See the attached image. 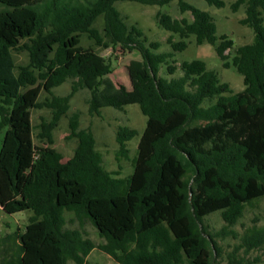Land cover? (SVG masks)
Segmentation results:
<instances>
[{
  "label": "trees",
  "instance_id": "obj_1",
  "mask_svg": "<svg viewBox=\"0 0 264 264\" xmlns=\"http://www.w3.org/2000/svg\"><path fill=\"white\" fill-rule=\"evenodd\" d=\"M117 1L166 5L173 0H0V127H7L0 150V211H33L25 230L0 238V264H85L99 248L118 264H256L264 256V224L255 216L243 232L247 207L264 197V0H235L233 12L246 6L240 23L251 27V43L234 47L228 35H217L207 10L178 0L192 19L158 11L160 27L170 32L171 51L149 40L138 23L129 24ZM225 6L224 0H206ZM103 19V28L97 27ZM95 46L138 50L130 80L134 92L109 77L112 63ZM195 36L208 42L224 67L243 75L245 88L233 92L201 59L183 61L174 74V52L185 50ZM176 36L179 37L176 40ZM28 54L17 64L13 53ZM228 51V52H227ZM72 80L71 92L53 89ZM89 89L91 115L104 107L124 110L138 97L147 117L133 172L125 177L109 171L96 148L91 128H79V113L70 116L74 154L64 160L53 146V130L70 108L71 97ZM42 91L50 94L38 101ZM135 94V96H134ZM49 108L34 140L32 109ZM139 135L119 126L117 157L128 158V143ZM66 212L88 219L105 238L96 244L79 229L66 227ZM220 213L224 225L212 232L205 218ZM236 243L225 250L221 240ZM204 250L210 255L198 259ZM255 251H261L252 255Z\"/></svg>",
  "mask_w": 264,
  "mask_h": 264
},
{
  "label": "rangeland",
  "instance_id": "obj_2",
  "mask_svg": "<svg viewBox=\"0 0 264 264\" xmlns=\"http://www.w3.org/2000/svg\"><path fill=\"white\" fill-rule=\"evenodd\" d=\"M188 2L196 5L197 7L207 10L214 17L217 24V35L226 34L234 41V47H238L244 44L251 43L254 39V31L251 27L243 25L240 20L246 16V6L243 5L237 12H233L231 4L235 0H224L225 6L216 7L211 6L206 0H187ZM115 6L121 11L122 15L126 18L129 24L138 23L143 31L148 36L149 40L158 41L161 43L159 52L171 51L170 45L167 43V38L170 36V32L160 27L156 14L158 11L167 12L173 17L182 18L186 17L192 19L190 12L182 13L178 6V0H173L166 5H151L143 4L136 1H117ZM4 8L0 3V10ZM264 18V13L262 14ZM97 27L103 28L102 17L98 19ZM179 37L176 36V40ZM188 47L182 51L174 52L173 59L178 66L174 74L167 72L166 66L162 65L159 74L162 77L168 79L178 78L183 75V71L180 68V64L183 61H191L194 59L203 60L209 69L215 70L222 82L230 84L233 92H240L245 88L243 75L240 74L235 67H224L223 62L218 56L215 47L205 42L198 45L195 41V36L191 35L188 39ZM81 44L85 47L93 46L101 57L109 60L113 65V72L109 74V77L116 82L125 84L131 92H134L131 80L129 67L133 62L142 61V55L138 50L129 51L124 46L118 45L116 48H105L95 46L94 41L89 39L87 35L82 36ZM228 52V51H227ZM15 60L17 64H25L28 62L27 52H23L19 49L13 50ZM72 80L55 87L53 89L56 95H67L71 92ZM135 96V94H134ZM50 98V94L46 91H42L38 101H45ZM90 98V90L83 88L77 91L70 99V108L65 115L61 117L57 127L53 130L54 144L64 156V160H68L74 154L77 147V140L74 137H70L71 128L69 125L70 116L78 112L79 128H91L96 138V148L101 151L103 155V164L109 171H119V176L125 177L133 172V158L137 154V147L140 136L145 128L147 117L141 112L139 104L136 102L138 97L132 99V101L125 107L124 110H118L113 107H104L100 115H91L89 112L88 100ZM51 119L52 112L49 108H34L32 109V122L34 125V140L35 143L43 145L44 143L37 138L39 132V124L41 118ZM126 125L136 128L139 131V135L136 136L128 143L130 148L128 158L117 157V151L119 149V143L116 140V132L119 126ZM7 127H0V150L2 147L3 139ZM66 227L70 229H79L83 234L94 241L96 244H101L105 241L98 229L91 223L90 220L78 219L74 213L66 212ZM33 215V211L24 210L17 213H7L3 210L0 211V238L14 232L17 228L25 230L29 217ZM255 216H259V225L264 224V197L256 201L254 206L247 207L245 210L244 218L242 219L243 225H237L236 229L243 232L246 227L251 226ZM205 223L209 225V229L212 232L220 229L224 225V221L220 213H214L205 218ZM220 243L225 250L232 248L236 240L229 237L225 240L220 239ZM262 253L261 251H255L252 255ZM210 253L208 250H204L199 257V262H204L206 257ZM264 259V256H263ZM85 264H118L111 256L101 251L99 248H95L86 259ZM264 264V260L256 263Z\"/></svg>",
  "mask_w": 264,
  "mask_h": 264
}]
</instances>
